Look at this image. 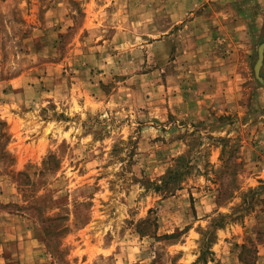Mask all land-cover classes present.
Here are the masks:
<instances>
[{"label": "rangeland", "instance_id": "374dc122", "mask_svg": "<svg viewBox=\"0 0 264 264\" xmlns=\"http://www.w3.org/2000/svg\"><path fill=\"white\" fill-rule=\"evenodd\" d=\"M239 1L233 35L208 0H0V264H264Z\"/></svg>", "mask_w": 264, "mask_h": 264}, {"label": "crops", "instance_id": "0c3cea01", "mask_svg": "<svg viewBox=\"0 0 264 264\" xmlns=\"http://www.w3.org/2000/svg\"><path fill=\"white\" fill-rule=\"evenodd\" d=\"M209 1H211V3ZM214 2H217L216 9L220 11L219 14L218 13L216 14V21L218 24L225 25V29L231 27L232 29L231 32L233 35H234L233 30H236L238 28H244L242 24L239 26V21L237 20L238 17L237 16L234 17V15L232 14L239 12L241 7L239 0H208V2L204 4L207 5V10L212 8L211 4ZM244 4L247 5L248 0ZM247 6H250V4H248ZM242 10L246 11V8L242 7Z\"/></svg>", "mask_w": 264, "mask_h": 264}, {"label": "water", "instance_id": "95a60500", "mask_svg": "<svg viewBox=\"0 0 264 264\" xmlns=\"http://www.w3.org/2000/svg\"><path fill=\"white\" fill-rule=\"evenodd\" d=\"M263 61H264V44H262L258 50V61L256 64V73L257 74H258L259 68L261 67Z\"/></svg>", "mask_w": 264, "mask_h": 264}]
</instances>
